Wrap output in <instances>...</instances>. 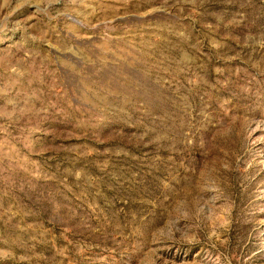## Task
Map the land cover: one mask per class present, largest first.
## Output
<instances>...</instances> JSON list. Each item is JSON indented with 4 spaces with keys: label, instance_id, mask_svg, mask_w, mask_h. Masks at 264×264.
Returning <instances> with one entry per match:
<instances>
[{
    "label": "rangeland",
    "instance_id": "1",
    "mask_svg": "<svg viewBox=\"0 0 264 264\" xmlns=\"http://www.w3.org/2000/svg\"><path fill=\"white\" fill-rule=\"evenodd\" d=\"M0 264H264V0H0Z\"/></svg>",
    "mask_w": 264,
    "mask_h": 264
}]
</instances>
